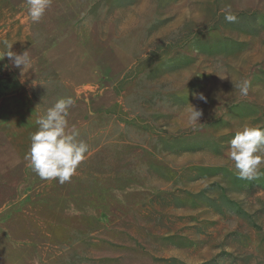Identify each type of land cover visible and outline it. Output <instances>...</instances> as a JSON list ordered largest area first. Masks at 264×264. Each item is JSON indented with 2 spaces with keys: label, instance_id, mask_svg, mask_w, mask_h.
Listing matches in <instances>:
<instances>
[{
  "label": "rangeland",
  "instance_id": "rangeland-1",
  "mask_svg": "<svg viewBox=\"0 0 264 264\" xmlns=\"http://www.w3.org/2000/svg\"><path fill=\"white\" fill-rule=\"evenodd\" d=\"M4 40L31 64L0 54V264H264V165L228 155L264 126V0H0ZM69 96L90 151L60 184L25 156Z\"/></svg>",
  "mask_w": 264,
  "mask_h": 264
},
{
  "label": "clouds",
  "instance_id": "clouds-1",
  "mask_svg": "<svg viewBox=\"0 0 264 264\" xmlns=\"http://www.w3.org/2000/svg\"><path fill=\"white\" fill-rule=\"evenodd\" d=\"M50 4L51 0H27L30 19L39 22ZM221 11L227 22L233 23L237 20L231 5L225 6ZM2 44L0 54L3 59L7 57L17 68L22 66V72L30 66L29 51L17 54L12 50L14 44L11 41L4 40ZM238 88L240 94L246 96L249 82L241 81ZM194 95L207 102L203 93ZM74 103L70 96L59 98L36 120L38 128L31 134L30 149L25 160L32 171L43 180H58L60 184L70 181L90 151V145L80 138L79 130L74 125H69V109ZM188 110L192 122L200 120L202 111L191 104ZM228 155L234 161L241 179H253L260 175L264 165V126L243 125L231 139ZM34 264H38V261Z\"/></svg>",
  "mask_w": 264,
  "mask_h": 264
},
{
  "label": "crops",
  "instance_id": "crops-1",
  "mask_svg": "<svg viewBox=\"0 0 264 264\" xmlns=\"http://www.w3.org/2000/svg\"><path fill=\"white\" fill-rule=\"evenodd\" d=\"M18 96H19V95H15V96H13V97L16 98V97H18ZM13 97H12V98H13ZM20 97H21V96H20ZM22 98H23V97H22ZM26 99H27V97H26ZM27 102L29 103V105H31L30 102L28 101V99H27Z\"/></svg>",
  "mask_w": 264,
  "mask_h": 264
}]
</instances>
